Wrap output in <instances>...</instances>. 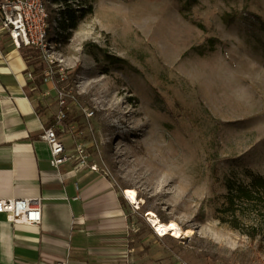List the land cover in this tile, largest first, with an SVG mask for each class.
<instances>
[{
    "label": "rangeland",
    "instance_id": "374dc122",
    "mask_svg": "<svg viewBox=\"0 0 264 264\" xmlns=\"http://www.w3.org/2000/svg\"><path fill=\"white\" fill-rule=\"evenodd\" d=\"M65 1L44 0L74 98L66 121L98 172L142 199L126 264H264V228L251 238L217 211L228 179L264 175V0H79L87 12L68 39ZM55 99L43 98L51 113ZM148 210L192 233L158 238Z\"/></svg>",
    "mask_w": 264,
    "mask_h": 264
},
{
    "label": "crops",
    "instance_id": "0c3cea01",
    "mask_svg": "<svg viewBox=\"0 0 264 264\" xmlns=\"http://www.w3.org/2000/svg\"><path fill=\"white\" fill-rule=\"evenodd\" d=\"M28 54L0 40V198H41V221L14 224L0 212V264L135 260V207L123 192L98 170L78 168L74 156L51 164L49 145L39 135L54 114L40 91L52 86L27 77ZM67 151L75 154L72 144Z\"/></svg>",
    "mask_w": 264,
    "mask_h": 264
},
{
    "label": "built area",
    "instance_id": "2783aa9c",
    "mask_svg": "<svg viewBox=\"0 0 264 264\" xmlns=\"http://www.w3.org/2000/svg\"><path fill=\"white\" fill-rule=\"evenodd\" d=\"M48 19L44 0H0V40L6 37L16 49L31 48L36 51L39 69L37 72L29 69L26 75L29 79H33L38 74L40 86L44 84L52 86V90L42 88L40 93L44 98L55 97L58 109L53 114V123L44 126L39 135L49 145L51 164L58 166L74 156L78 168L88 166L91 170H98L97 164L85 151L86 144L80 140L84 131L75 128L73 123H64L69 102L74 103V98L71 92L64 88L68 71L64 58L61 55L58 57L53 55L49 49L52 42L47 39ZM68 98L70 99L67 100ZM92 113L93 111L85 112V115L88 117ZM62 133L71 136L70 144L73 145L75 154L71 156L68 154L67 143L63 141ZM126 191L127 188L123 189V197L129 201ZM41 206L39 197L0 198V212H5L7 220L14 224H39ZM153 230L154 233L157 232L154 228ZM156 235L160 237L157 233ZM57 264L69 263L60 261Z\"/></svg>",
    "mask_w": 264,
    "mask_h": 264
},
{
    "label": "trees",
    "instance_id": "16d2710c",
    "mask_svg": "<svg viewBox=\"0 0 264 264\" xmlns=\"http://www.w3.org/2000/svg\"><path fill=\"white\" fill-rule=\"evenodd\" d=\"M71 2H77L76 7H73V3ZM71 2H69V0L65 1V7L60 12L61 17L58 21V28L60 29L59 32H66L65 39H68L71 32L76 29L79 20L87 12V7H80L79 0H72ZM48 22L50 25V18L48 19ZM48 30L47 39L56 45L59 42V35L55 34L53 40L49 39ZM25 50L29 53L28 56L32 57V60H30L31 70L37 72L39 69V58L37 56V52L31 48H25ZM91 55L94 54L91 53ZM32 80H34L33 82L37 85L40 84V77L38 74H36L35 78ZM51 118L54 119L53 115H51ZM66 122L67 121L65 119L64 123ZM52 123L53 120L49 124ZM245 174L249 178L247 182L236 181L233 179H228L226 181L225 204L217 211L221 214L218 215L220 221L228 223V225L232 228L239 230L251 238H254L259 234L261 235V230L264 228V225H262V222L264 224V175L254 173L248 169L245 171ZM244 209L255 212V215H260L261 219L259 222L253 223L249 227L241 225L236 212L238 211V213H243Z\"/></svg>",
    "mask_w": 264,
    "mask_h": 264
},
{
    "label": "bare ground",
    "instance_id": "6f19581e",
    "mask_svg": "<svg viewBox=\"0 0 264 264\" xmlns=\"http://www.w3.org/2000/svg\"><path fill=\"white\" fill-rule=\"evenodd\" d=\"M126 195L129 199V202L133 204L136 208H140V203L142 199H139L136 195V191L132 188H127ZM147 220L151 226L157 231L156 233L161 237L170 236L174 239H179L183 235L191 234L192 230H182L179 225L174 220L162 221L158 216L151 210H148L146 213Z\"/></svg>",
    "mask_w": 264,
    "mask_h": 264
}]
</instances>
